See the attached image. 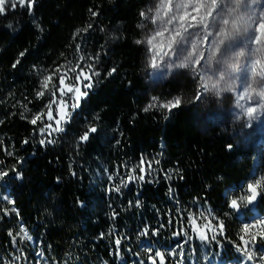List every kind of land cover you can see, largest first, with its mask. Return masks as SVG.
Returning a JSON list of instances; mask_svg holds the SVG:
<instances>
[{
    "label": "trees",
    "instance_id": "16d2710c",
    "mask_svg": "<svg viewBox=\"0 0 264 264\" xmlns=\"http://www.w3.org/2000/svg\"><path fill=\"white\" fill-rule=\"evenodd\" d=\"M149 1L35 0L31 12L17 2L0 14V170L7 173L0 264L24 263V251L33 258L28 236L48 264H118L119 250L133 261L145 237L164 256L191 227L225 260L242 245L244 220L253 213L229 205L248 190L257 148L240 142L232 125L205 122L190 99L170 111H144L150 90L146 50L137 41ZM87 51L99 57L87 96L75 110L72 100L63 109L53 103L45 121L32 124L35 116H26L23 105L43 103L36 95L39 72ZM185 80H169L158 94H179ZM258 159L264 169V151ZM151 165L153 180H138ZM257 209L264 214V196ZM211 220L223 221L224 235L213 239Z\"/></svg>",
    "mask_w": 264,
    "mask_h": 264
},
{
    "label": "rangeland",
    "instance_id": "374dc122",
    "mask_svg": "<svg viewBox=\"0 0 264 264\" xmlns=\"http://www.w3.org/2000/svg\"><path fill=\"white\" fill-rule=\"evenodd\" d=\"M176 2H179V0H174V3ZM158 3L159 0H150L144 9L146 16L142 17L140 23V28L143 33L141 41L151 37L157 31H163L165 27L168 29L175 27V24H166L168 19L167 16H165L163 20L155 19L154 21L156 16L155 9ZM262 3H264V0H257V4L251 6V10H245L241 7L235 13L229 11L222 13L223 18L229 20V24L224 26L229 31H232V20L237 16L242 17V20L238 21V31L234 32L230 38L233 46L225 56L221 57L220 54H217L208 61L207 65H205V60L208 59L210 52L208 50V45L202 46L199 51L203 53L205 60H201L200 65L198 66V72H194L190 67H174L175 64H179L181 60H183V58L187 55V51L181 53L179 48H176L175 54H168V49L165 45L168 43L170 32H164L163 37H157L151 45L142 43L146 50L144 71L147 76V82L150 90L149 103L151 102L152 97L158 98L155 102V106L150 109L160 111L173 110L174 108H163L160 107V105L172 101L174 97H180L181 104H183L187 99H190L191 102L197 105V108H201L203 111L200 112V115L205 119V122L211 121L213 123H221L226 126L232 125L235 131L234 134L240 137V142L250 144L257 148V160L255 163L256 169L254 177L251 178L248 183H255L257 180L264 178V169H259L261 161L258 159L261 152L264 151V107L260 106L264 105V98H261L253 93L250 100H241L239 99V94L242 93L245 83L251 84L252 88L257 91L264 86L261 84V77L257 75L253 79L250 71L246 68V65H249L251 60L260 59L261 62L264 63V55L256 52L257 48L264 49V36H261L262 43L260 45L249 42V36L255 28V25H252L250 21L254 20L256 16L261 13L262 10L259 5ZM229 7H231V5H229ZM149 9H151V11H149ZM188 11H191V8H189ZM198 31L199 30L195 28L189 29L190 33H196ZM210 31L215 33L216 30L210 28ZM208 41L210 45L213 41V36H209ZM225 43L227 44L229 41H225ZM220 47L221 52H223L224 45H221ZM239 52H243L244 55L237 57L236 53ZM153 57H155L156 67H152ZM98 58L94 55L93 51H87L84 54H75L71 59L58 68L39 72L37 76V80L39 82L38 92L43 91L44 95L37 97L38 99H41L43 103L42 105L36 106L23 105L26 116H37V114H39L40 118L45 121L44 115L48 114L49 104L52 106V104L55 103L59 109H63L67 106V104H70L69 100H72L71 97L73 93L67 92V88L76 86L80 88L81 92H83L85 89L84 84L89 81H85L83 76H80V80L77 81V74L80 73L81 69H83L84 74H89L90 67L94 72L99 73L97 70ZM233 64L236 65L235 68L232 67ZM74 68L76 71H71ZM218 72L222 73V78L217 75ZM47 76H51L52 79L49 81V87L44 89L42 87V82ZM61 76H64L63 84L60 83ZM180 77H183L184 79L186 78L187 81L185 80L182 83L184 85V90L180 91L179 94H173L170 97H162L158 94L159 89L165 85L166 82L171 79H180ZM201 77H203V80ZM188 82L190 83L191 88L187 86ZM201 82L208 83V91L200 88L199 85ZM212 84H217L220 91L218 92L217 89H213L211 87ZM228 85H231L234 91L226 90ZM61 88L64 89L63 94L59 91ZM52 92L56 93L55 96L51 95ZM198 92L200 93V98L196 99ZM82 99L83 97L80 101ZM60 101H63V103H60ZM249 107L256 108V112L251 119L245 111V109ZM4 153H6V151ZM257 170L260 172L259 174H257ZM152 171H156V169L151 165L150 168L142 170L143 175H138L136 178L139 180L140 177H143L145 180H153L154 176ZM2 178L3 175H0V195H5L4 188L6 186L3 183ZM124 180L125 179L123 177H120L119 184L125 182ZM111 182L118 183V180L114 179ZM118 186L120 185L113 187L117 189L119 188ZM258 189L261 191L262 196H264V187ZM249 195L250 192L247 190L244 191L239 198H236L239 205H244L243 210H248V205H246V200L240 198L247 197ZM7 197L10 200V197ZM4 209L6 210L8 207L6 206ZM260 214L259 210L255 211V214L251 217V221L246 224L249 225V227L247 229L244 228L242 239L243 243L242 245H239L240 247L238 248V253L241 255L242 260L240 263L236 264H264V262H261L259 259L261 255H264V251H261V246L264 250V235H262L264 234V224L260 223L261 221H264V216ZM210 229L215 236L221 235V229L218 227V224L211 223ZM197 237H199V235H197ZM246 241L247 244H245ZM197 249H200L204 260L207 261L210 259L212 247L204 246L202 243H198ZM240 249H246L247 251L252 252L254 258L249 260L245 256L244 251H241ZM178 250L182 253L183 248L178 247ZM217 256L219 257V255ZM154 264L156 263L154 262ZM209 264L217 263L213 260Z\"/></svg>",
    "mask_w": 264,
    "mask_h": 264
},
{
    "label": "snow or ice",
    "instance_id": "6c2138e0",
    "mask_svg": "<svg viewBox=\"0 0 264 264\" xmlns=\"http://www.w3.org/2000/svg\"><path fill=\"white\" fill-rule=\"evenodd\" d=\"M17 2L19 3L20 7H27L28 11L31 12L32 5L35 3V0H0V14H4L7 10L17 7ZM256 4L257 0H179V2L176 3H174V0H159V3L155 9L156 16L154 18V21L155 19L163 20L164 17L167 16L168 19L166 21V24H175V27H173L172 29H168L167 27H165L163 31H157L151 37L146 38L144 41H137V43H147L151 45L157 37H163L164 32H170L168 43L165 45V47H167L168 49V54H175L176 48H179L181 53L187 51V55L183 58V60H181L179 64H175L174 67H190L194 72H198V66L200 65L201 60H205L203 53L199 51L202 46L208 45V50L210 52L208 59L205 60V65H207L208 61L217 54H220L221 57L225 56L233 46L230 38L234 32L238 31V21L242 20V17L237 16L232 20V31H229L226 27H224L229 24V20L224 19L222 13L226 11L235 13L241 7H243L245 10H251V6ZM229 5H231V7H229ZM259 7L262 10L261 13L258 14L254 20L250 21L252 25H255V28L253 29L252 34L249 36V42L255 43L256 45H260L262 43L261 36H264V3L260 4ZM189 8H191V11H188ZM149 11H151V9H149ZM95 14L96 13H93V15ZM140 15L144 17L146 16V13L144 11H141ZM190 28H195L199 31L196 33H190ZM210 28L215 29V33L210 31ZM77 32H79V30H77ZM209 36H213V41L210 45L208 41ZM225 41H229V43L226 44ZM221 45H224L223 52H221ZM256 52L264 55V49L257 48ZM24 55V52L20 53L21 57H23ZM242 55H244L243 52L236 53L237 57ZM18 63H20L19 59H17V61L13 64V67H16V64ZM156 66L157 65L155 63V57H153L152 67ZM232 67L235 68L236 65L233 64ZM246 68L250 71L251 77L253 79L257 75H259L261 77V84L264 85V63H262L260 59L251 60L250 64L246 65ZM71 71L75 72L76 69L74 68ZM89 71L91 74H84L83 69H81L80 73H78L76 77L77 81L80 80V76H83V79L85 81H89L88 83L84 84L85 89H89L92 87V84L90 82L92 75H99V73L92 71L91 67ZM112 71H115V69H113ZM108 74L111 75V72H109ZM217 75L221 76L222 78V73L218 72ZM51 79V76L45 77L44 81L42 82V87L44 89H47L49 87V81H51ZM201 79L203 80V77H201ZM60 83H64V76L60 77ZM199 86L205 91L209 90V85L207 82H201ZM211 87L213 89H217L218 92L220 91L217 84H212ZM226 90L234 91L231 85H228ZM59 91L62 94L64 93L63 88L59 89ZM67 92L73 93L71 97V99L73 100L71 108L73 110H75V108L79 106L80 99L82 97H86L88 94L87 91L81 92L80 88L76 86L68 87ZM253 93L261 98H264V86H262L261 89L257 91L256 89L252 88L251 84L245 83L242 93L239 94V99L250 100ZM55 94V92L51 93V95L53 96H55ZM43 95V91L37 92V96ZM199 98L200 93L198 92L196 99ZM157 99V97H152L151 102L144 108V111L147 112L150 108L154 107ZM60 103H63V101H60ZM180 104L181 98L174 97L172 101L161 104L160 107L171 109L180 106ZM260 106L264 107V105ZM50 108L51 104H49V109ZM245 111L248 117L251 119L256 112V108L249 107L245 109ZM37 119H40L39 114H37V116H35L30 122L32 124H36ZM62 119L64 120V122H68L71 119V114L65 111L63 113ZM56 123L57 125H59L61 123V120H57ZM46 127L51 128V125H47ZM53 130L63 131V129L59 127ZM41 131H44V129H41ZM89 131L95 132L96 129L92 127L89 129ZM87 139L88 132H85L80 137V140L86 141ZM48 142L51 143L52 141ZM25 143H27V141H25ZM40 143L44 144L45 141L41 140ZM228 147L231 148L232 145H228ZM0 175H7V173H0ZM140 179H143V177H140ZM261 187H264V178H262L261 180H257L255 183H249L248 191L250 192V195L247 197H241L240 199L246 200L247 202L255 200L258 195H261V193L257 191V188ZM116 190L119 191V188H117ZM229 206L233 209H237L239 207L237 199H232ZM260 223L264 224V221H261ZM218 227L221 230L223 229V221L218 222ZM244 227L245 229H247L249 225H245ZM20 232L24 233V235L27 236V233L23 227H21ZM142 234L147 235V229H145ZM9 235L11 236L12 233L9 232ZM27 238L32 239L30 236H28ZM206 238V236H201V239ZM213 239H215V237H213ZM13 240H15V237H13ZM116 243L119 244L120 242L116 241ZM245 244H247V241L245 242ZM240 250L244 251L245 256L249 260H252L254 258L252 252L247 251L246 249ZM156 255L162 257V254L159 252L156 253ZM259 259L261 262H264V255H261Z\"/></svg>",
    "mask_w": 264,
    "mask_h": 264
},
{
    "label": "water",
    "instance_id": "95a60500",
    "mask_svg": "<svg viewBox=\"0 0 264 264\" xmlns=\"http://www.w3.org/2000/svg\"><path fill=\"white\" fill-rule=\"evenodd\" d=\"M257 191L259 192L258 189H257ZM259 200H260V195H258L255 200H253V201L250 202L251 206L252 207H256L257 204H258V202H259ZM237 209H239V207Z\"/></svg>",
    "mask_w": 264,
    "mask_h": 264
}]
</instances>
